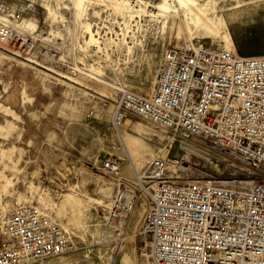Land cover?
Listing matches in <instances>:
<instances>
[{
  "label": "rangeland",
  "instance_id": "374dc122",
  "mask_svg": "<svg viewBox=\"0 0 264 264\" xmlns=\"http://www.w3.org/2000/svg\"><path fill=\"white\" fill-rule=\"evenodd\" d=\"M248 1L215 0L207 5V13L216 21L224 15L239 54L261 55L264 0L237 7ZM50 3L65 17L59 24L61 35L54 31L43 0H0V8L19 14L21 21H34L37 29L51 31L49 36L60 47V54L85 67L82 74L71 76L81 80L75 83L17 56L0 43V177L5 184L3 203L8 202L5 212L19 203H34L71 236L68 251L28 264H157L140 249L150 239L140 233L147 197L136 205L127 227L116 230L108 220L117 183L99 168L105 156L110 152L120 154L124 157L123 172L135 176L127 151L112 147L118 142L112 123L117 87L127 85L149 92L166 48L190 34L223 40L185 15L184 20L170 17L164 26L162 16L154 18L143 13L130 21L131 28L126 30L121 15L93 4L88 16L101 47L92 44L85 48L81 46L82 29L74 22V9L64 7L72 5L71 1ZM95 9L100 13L95 15ZM122 21L124 30L119 27ZM121 32L129 44L137 43L133 59H129L124 39L119 40ZM91 64L103 68L98 76L104 79L91 74ZM105 84L109 87L107 93ZM124 123L121 133L140 172L160 155L176 166L168 171L173 180L221 177L241 186L249 185L244 180H253L254 174L245 163L203 139L165 131L133 114Z\"/></svg>",
  "mask_w": 264,
  "mask_h": 264
},
{
  "label": "built area",
  "instance_id": "2783aa9c",
  "mask_svg": "<svg viewBox=\"0 0 264 264\" xmlns=\"http://www.w3.org/2000/svg\"><path fill=\"white\" fill-rule=\"evenodd\" d=\"M126 1L140 7L157 0ZM52 34L30 30L19 14L0 8L2 45L67 78L83 71V65L60 54ZM120 34V41L127 39ZM130 114L165 131L203 139L254 175L248 186L221 177L173 180L169 160L157 155L144 172L130 177L123 172L124 157L110 152L99 168L117 183L108 216L112 227H127L134 208L147 197L140 233L150 239L140 249L155 263L264 264V54L241 55L205 37L170 44L149 92L117 87L113 149L126 152L120 127ZM2 189L0 179V264L42 261L71 248L68 230L39 205L19 203L3 212Z\"/></svg>",
  "mask_w": 264,
  "mask_h": 264
},
{
  "label": "bare ground",
  "instance_id": "6f19581e",
  "mask_svg": "<svg viewBox=\"0 0 264 264\" xmlns=\"http://www.w3.org/2000/svg\"><path fill=\"white\" fill-rule=\"evenodd\" d=\"M72 5H69L68 3L64 6L65 8H73L74 15L76 18L74 19L75 25H79L81 27L80 36L83 38V43L81 46L88 48L92 44H99L100 40L95 34V30L93 29L92 22L89 20V8L90 5L95 4L97 5H104L108 9H111L114 13L117 15H121L124 20L126 21V28L127 30L131 28L130 21H132L135 17H141L144 14L151 15L154 18H158L160 16L163 17L164 26H166L169 23L170 17H178L182 20H184L183 15L191 18L193 21H195L197 24H204V27L213 35L217 36L222 42L225 43V45L236 52L237 51V44L235 41V38L229 29V26L227 24V21L224 17V15L219 16V20L216 21L212 17H210L207 13V5L209 3H214L215 0H206L205 3H202L201 0H157L154 3L151 4L147 3L145 5H141L140 7H133L131 4H129L126 0H70ZM261 0H249L248 2L244 4H240L237 7H241L244 5H248L251 3H256ZM43 5L46 7L48 16L51 17V25L56 30L58 35L62 34V30L60 29V22L65 21V17L63 16V13L60 11H57L54 6L50 3V0H43ZM151 5V7H150ZM59 7V6H58ZM99 10L95 9L94 14H99ZM86 20V21H83ZM24 25L29 28L30 30H34L37 26V24L34 21L29 22H23ZM163 29V28H162ZM88 34L89 37H86ZM126 34V33H125ZM199 36H194V34H190L189 36L194 37H204L200 34ZM56 36V35H54ZM86 37V38H85ZM218 41V40H217ZM124 42L127 44V53L129 55V59H133L134 55L133 52L137 46V43L129 44V41ZM140 43V42H139ZM1 49V48H0ZM90 72L92 75H94L98 80L104 79L103 77H99L98 75L103 74V68L101 66H94L91 64L90 66ZM82 73H78V76ZM71 81L78 83L81 80L74 77H68ZM104 83H108L107 81ZM109 91V87L107 84L104 85V93H107ZM123 123L122 125H124ZM126 145V144H125ZM126 151L128 153V149L126 146ZM130 157V165L134 171V174L138 170L134 164V161L132 160L130 154L128 153ZM176 166L169 164L168 169L175 170ZM139 171V170H138ZM0 179L3 181V179L0 177ZM252 182L251 179L244 180L245 184H250ZM4 181H3V189H2V204L1 208L3 212L7 211L8 202L5 204L3 203V191H4ZM92 198V197H90ZM94 198V197H93ZM95 199V198H94ZM97 200V199H96ZM26 203V202H23Z\"/></svg>",
  "mask_w": 264,
  "mask_h": 264
}]
</instances>
